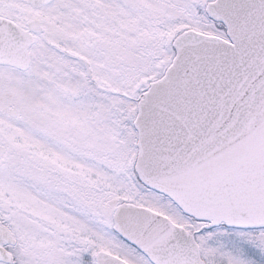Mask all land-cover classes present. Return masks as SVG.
I'll return each mask as SVG.
<instances>
[{"label":"snow or ice","instance_id":"6c2138e0","mask_svg":"<svg viewBox=\"0 0 264 264\" xmlns=\"http://www.w3.org/2000/svg\"><path fill=\"white\" fill-rule=\"evenodd\" d=\"M0 264H264V0H0Z\"/></svg>","mask_w":264,"mask_h":264}]
</instances>
